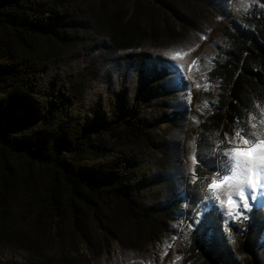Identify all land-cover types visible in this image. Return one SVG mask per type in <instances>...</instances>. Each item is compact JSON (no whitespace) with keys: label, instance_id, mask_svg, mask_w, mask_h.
Listing matches in <instances>:
<instances>
[{"label":"trees","instance_id":"trees-1","mask_svg":"<svg viewBox=\"0 0 264 264\" xmlns=\"http://www.w3.org/2000/svg\"><path fill=\"white\" fill-rule=\"evenodd\" d=\"M172 1L0 0V221L10 239L39 229L40 224L31 229L35 221L47 225L46 217L53 232L73 224L85 234L93 222L110 235L120 234V220L131 218L140 226L139 240L152 238L161 225L157 221L169 222V215L175 222L187 201V225L175 248L182 264H264V204L257 202L247 219L230 220L226 230L222 213L227 207L208 203L201 208L205 193H194L192 184L185 187L190 198L176 191L164 212L152 210L158 196L143 187L153 172H171L170 162L182 151L181 143L165 145L155 169L138 158L137 152L154 141L152 111H170L178 124L190 115L185 106L150 108L149 96L158 93V102L168 105L181 87L170 82L171 61L139 50L147 31L133 17ZM72 10L96 23L109 45L127 52L148 91L140 87L90 106L83 103L81 88L52 77V65L77 25ZM224 16L213 54L195 68L202 79L194 88L195 105H205L207 114L196 119L194 153L208 165L215 162L211 153L228 144L223 134L234 135L237 124L256 123L264 130L259 114L264 108V8L256 2L237 5ZM92 82L87 77L81 86L85 90ZM193 168L200 177L197 187L204 189L211 167L197 162ZM0 264L9 263L0 255Z\"/></svg>","mask_w":264,"mask_h":264},{"label":"rangeland","instance_id":"rangeland-1","mask_svg":"<svg viewBox=\"0 0 264 264\" xmlns=\"http://www.w3.org/2000/svg\"><path fill=\"white\" fill-rule=\"evenodd\" d=\"M253 2L264 5V0H173L170 6L154 8L153 11L147 8L144 14L133 17L137 18L147 31L141 38L139 50L149 52L153 56L161 55L173 64H180L183 75L187 76L189 81L186 83L191 85L190 96L188 89L181 88L168 105L163 101L158 102V93L149 96L150 108L164 106L169 111L175 106L179 108L185 106L190 115L180 124L174 120L170 111L164 109L152 111L153 115H150L154 141L151 146L137 152L139 159L154 168L165 155V145L173 147L176 142L182 145L179 158L170 162L173 170L160 174L153 172L146 184H143V187H150L149 191L145 190L147 193L154 192L158 196L156 202L158 207H152V210L156 208L153 211L157 212L160 209L162 212L166 211L169 199L175 197L176 191H181L190 198L185 192L187 185L183 183L181 173L186 169L189 177L192 174L196 141L193 129L197 126L196 119L207 114L205 105L203 109L195 105L194 91L197 84H202V79L196 75L195 68L213 54L214 43L223 32L225 13L235 11L237 5L248 7ZM127 6L131 8L130 2H127ZM74 12L78 15L77 25L70 40L63 47L59 60L52 65V77L81 88L84 91L82 101L90 106L103 99H120L122 94L132 93L140 87L143 91H148L146 85L142 84L144 82L140 78L137 65L126 60L127 52L109 45L107 35L96 23L87 17L83 18L84 14L80 10ZM154 28L158 31L157 35L153 34ZM190 61L195 63L191 68L185 67ZM87 77L93 82L91 85L86 84L88 87L84 90L81 84L85 85ZM177 85L178 83L175 84ZM149 89L154 90V86ZM226 147L217 149L223 151ZM219 194L225 200L227 211L232 210L234 206L227 204V196L223 190H220ZM146 198L148 199V195ZM258 202L264 204V201ZM187 206L186 201L183 204L184 215L179 213L175 222H172L169 215H166L169 222L157 221V224L161 225L157 226L153 237L142 240L135 234L140 226L131 218L121 219L120 234L110 235L104 226H98L93 222L85 228V234L73 224H65L61 230L53 232L46 217L42 220L47 222V225L43 226L41 225L43 222L35 221L30 227L33 229L40 224L39 229L21 234L17 239L6 236L8 234L1 228L0 221V255L9 264H182L175 248L187 225L188 218L185 215ZM169 210L171 215L176 214L171 208ZM196 212H199L198 207ZM180 220H183L182 224L179 223ZM28 226L29 223L26 227ZM165 244L171 245L167 248L166 255L163 254Z\"/></svg>","mask_w":264,"mask_h":264},{"label":"snow or ice","instance_id":"snow-or-ice-1","mask_svg":"<svg viewBox=\"0 0 264 264\" xmlns=\"http://www.w3.org/2000/svg\"><path fill=\"white\" fill-rule=\"evenodd\" d=\"M264 8V5H261ZM195 61H190L185 67L191 68ZM171 73L170 82L179 84L181 88L188 89L190 96L191 85L184 83L185 77L181 71L180 64H173L168 68ZM179 73L180 80H176V74ZM205 79H207L205 77ZM200 87L199 84L196 85ZM189 110L191 101L189 99ZM259 108V105H256ZM260 124L264 125V108L259 109ZM224 139L228 142V147L223 151L214 150L211 155L215 157L212 165L205 163V159L199 155L193 156V163L199 162L205 167H211L212 176L210 179L205 178L204 189L197 187V180L200 179L196 174L195 168L189 177L187 170H182L183 183L192 184L193 192L198 194L204 191L201 197L204 204L201 208L207 207L208 203L219 205L223 208L225 200L221 198L220 190H223L227 196V204L234 206L232 210L224 211L225 229L229 230V221L238 220L241 217L247 219V212L256 205L258 201H264V130H257L256 123H250L248 128L241 127L237 124L234 135L229 137L224 133ZM187 199V197H183ZM199 203V201H197ZM179 215V214H178ZM199 212L194 213L193 222H197L195 217ZM186 219V217H185ZM180 224L183 220L179 221ZM191 227V224L188 225ZM179 233L177 232V235ZM176 237L174 236L173 239ZM234 242V241H233ZM170 244H165V254Z\"/></svg>","mask_w":264,"mask_h":264}]
</instances>
